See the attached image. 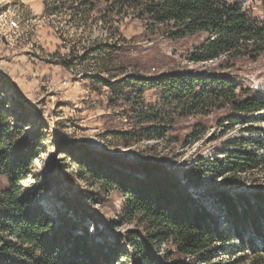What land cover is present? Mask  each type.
I'll list each match as a JSON object with an SVG mask.
<instances>
[{
	"label": "rangeland",
	"instance_id": "rangeland-1",
	"mask_svg": "<svg viewBox=\"0 0 264 264\" xmlns=\"http://www.w3.org/2000/svg\"><path fill=\"white\" fill-rule=\"evenodd\" d=\"M88 1L0 0V10L15 14L20 23L15 36L8 40L0 36V90L10 121L18 124L23 129L22 136L38 147L22 182L24 192L34 194L35 203L50 215L62 214L72 224L86 226L93 242L117 241L126 248L125 238L141 231V227L127 221L120 193L105 190L86 174L84 165L78 162L81 154L86 157L85 163L92 159L114 166H134L145 161L160 163L184 183L180 169L189 168L200 159L208 161L224 156L228 142L233 139L256 140L264 135L244 131L245 125L238 122L220 135L223 128L218 122L226 111L214 110L209 115L177 118L169 134L178 139L176 142L134 136L131 129L134 121L124 113L128 104L122 100L111 103L114 94L109 86L92 76L113 81L127 74L151 78L166 71L210 70L237 74L244 88L264 93V53L256 61L240 58L230 68H222L226 65L223 58L195 63L188 58L189 51L204 41L205 34L173 41L146 32L135 17L109 16L113 19L105 20V0ZM235 1L264 23L263 0ZM108 44L117 46L112 55ZM94 48L98 50L93 51ZM123 61H126L124 70L120 69ZM156 101L155 90L144 93L145 103ZM250 116L247 124L258 119L254 122L264 129V109ZM196 123H202L206 131L202 139L190 142L186 135ZM121 130L129 133L125 136L113 133ZM249 145L259 156L264 154V149ZM187 191L200 198L217 217L219 229L233 232L234 219L227 218L223 206L212 204L209 197L222 191L232 197L237 194L248 197L256 205L249 194L264 192V171L241 175L234 184L209 173L202 185H187ZM261 208L263 213L254 223L264 231V203ZM250 224L245 243L235 236L229 239L223 246L225 253H218L212 264H250L259 255L258 264H264L263 239ZM116 264L125 261L120 257Z\"/></svg>",
	"mask_w": 264,
	"mask_h": 264
},
{
	"label": "trees",
	"instance_id": "trees-1",
	"mask_svg": "<svg viewBox=\"0 0 264 264\" xmlns=\"http://www.w3.org/2000/svg\"><path fill=\"white\" fill-rule=\"evenodd\" d=\"M105 5V20L113 19L109 16L135 17L146 32L166 39L180 41L205 34L204 41L189 51L188 58L195 63L223 58L226 65L222 68H230L240 58L256 61L264 53V23L235 0H105ZM107 49L112 55L117 46L108 44ZM125 65L123 61L120 69ZM92 77L109 86L114 94L111 103L122 100L128 104L124 113L134 121V136L176 142L178 139L169 134L177 118L209 115L214 110L226 111L218 122L223 128L220 135L236 122L245 125L244 131L264 135V129L254 122L258 119L247 124L251 114L264 109V93L244 88L237 74L209 70L166 71L151 78L127 74L113 81ZM149 89L157 93L156 103L144 102ZM2 95L0 90V264H116L120 257L125 264H212L219 251L225 253L223 246L229 239L235 236L245 243L250 223L264 247V231L254 223L263 213V191L249 194L256 205L248 197H232L222 191L209 197L212 204L223 206L227 218L234 219L233 232L228 233L219 229L217 217L201 199L187 191V185H202L209 173L234 184L241 175L264 171V154L259 156L248 147L252 143L264 149V136L233 139L224 156L200 159L180 169L184 183L160 163L114 166L99 159L85 163L86 157L81 154L78 162L84 165L86 174L105 190L120 193L127 221L141 227V231L125 238L127 247L123 248L117 241L93 242L86 226L72 224L62 214L50 215L35 203L34 194L24 192L22 182L38 147L10 121ZM205 131L202 123H196L186 138L198 141ZM113 133L125 136L129 131ZM259 258L250 264H258Z\"/></svg>",
	"mask_w": 264,
	"mask_h": 264
},
{
	"label": "built area",
	"instance_id": "built-area-1",
	"mask_svg": "<svg viewBox=\"0 0 264 264\" xmlns=\"http://www.w3.org/2000/svg\"><path fill=\"white\" fill-rule=\"evenodd\" d=\"M19 28V19L15 14L9 13L8 10H0V36L8 40L17 34ZM218 253L221 254V251Z\"/></svg>",
	"mask_w": 264,
	"mask_h": 264
}]
</instances>
